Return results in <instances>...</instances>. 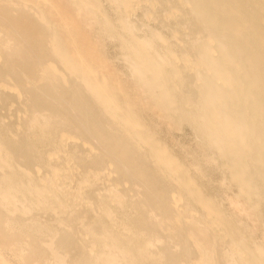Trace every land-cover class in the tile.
I'll return each instance as SVG.
<instances>
[{
  "label": "bare ground",
  "instance_id": "6f19581e",
  "mask_svg": "<svg viewBox=\"0 0 264 264\" xmlns=\"http://www.w3.org/2000/svg\"><path fill=\"white\" fill-rule=\"evenodd\" d=\"M0 264H264V0H0Z\"/></svg>",
  "mask_w": 264,
  "mask_h": 264
},
{
  "label": "rangeland",
  "instance_id": "374dc122",
  "mask_svg": "<svg viewBox=\"0 0 264 264\" xmlns=\"http://www.w3.org/2000/svg\"><path fill=\"white\" fill-rule=\"evenodd\" d=\"M110 46V48H109V50H110V53L112 54V55H115V49H114V47H113V45L112 44H109ZM163 130H164V134L165 135H167V129H166V127H164L163 128ZM186 130H188V131H185V132H181V133H179V135H180V138L182 139V141L184 142H186V143H191L190 142V140L191 141H193L192 140V136H191V133H190V128H188V129H186ZM184 133V134H183ZM189 134V135H188ZM191 136V137H190ZM187 141H189V142H187ZM212 174H213V177L214 178H219V173L218 172H216V171H212Z\"/></svg>",
  "mask_w": 264,
  "mask_h": 264
}]
</instances>
